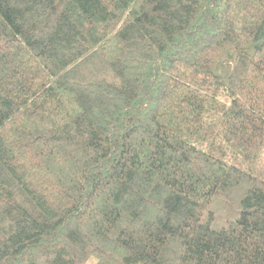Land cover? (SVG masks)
<instances>
[{"label":"trees","instance_id":"1","mask_svg":"<svg viewBox=\"0 0 264 264\" xmlns=\"http://www.w3.org/2000/svg\"><path fill=\"white\" fill-rule=\"evenodd\" d=\"M264 264V0H0V264Z\"/></svg>","mask_w":264,"mask_h":264},{"label":"rangeland","instance_id":"2","mask_svg":"<svg viewBox=\"0 0 264 264\" xmlns=\"http://www.w3.org/2000/svg\"><path fill=\"white\" fill-rule=\"evenodd\" d=\"M88 264H93V261H90Z\"/></svg>","mask_w":264,"mask_h":264}]
</instances>
